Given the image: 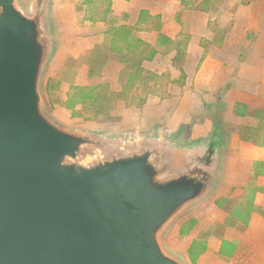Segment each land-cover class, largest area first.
Listing matches in <instances>:
<instances>
[{"label":"water","instance_id":"1","mask_svg":"<svg viewBox=\"0 0 264 264\" xmlns=\"http://www.w3.org/2000/svg\"><path fill=\"white\" fill-rule=\"evenodd\" d=\"M16 1L0 0V264H179L158 233L216 184L223 144L212 137L192 154L194 170L167 180L155 163L162 140L91 167L70 163L92 142L43 114L47 47Z\"/></svg>","mask_w":264,"mask_h":264},{"label":"rangeland","instance_id":"2","mask_svg":"<svg viewBox=\"0 0 264 264\" xmlns=\"http://www.w3.org/2000/svg\"><path fill=\"white\" fill-rule=\"evenodd\" d=\"M83 1H16L21 12L38 20L40 40L47 47L48 55L42 64L39 82L47 112L59 127L92 142L83 147L76 159H69L70 163L91 167L113 156L154 149L153 145L162 140L169 145L160 148L163 150L155 163L160 171L159 180H167L185 170H194V162L198 159L192 158V154L209 145L212 137L219 144L225 139L222 148L225 159L215 169L218 173L216 184L201 199L182 209L158 233L159 242L169 249L167 255L174 259L173 253H176L179 260H175L179 264H189L190 238L178 233L184 220L197 218L195 234L207 238L209 234L205 233V228L208 224H213L212 231L217 239L226 235V228H222L225 224L230 226V234L243 228L236 221L227 222V218L238 200V186L248 179L247 174L250 169L255 170V165L238 159L236 140L251 137L254 124L264 129V123L256 116L260 109L248 105L246 119L240 120L234 114V106L230 110L231 106L224 102L225 97L219 95L220 91L210 96L208 90L195 85L185 87L187 77L185 85H180L181 72L172 65L174 55L169 53L174 52L169 49L155 56L154 61L143 63L145 69L160 74L158 80L148 79V74L143 73L132 86L124 87L128 75L136 70L139 58L128 54L127 59L122 60L109 52L106 41L107 30L112 25H123L122 21L113 13L107 22L87 20ZM70 85H101V92L107 94L103 97L102 112L90 117L75 115L66 107ZM260 133L258 139H262L264 131ZM189 162L190 167L185 169ZM252 180L257 183L258 179L252 177Z\"/></svg>","mask_w":264,"mask_h":264},{"label":"crops","instance_id":"3","mask_svg":"<svg viewBox=\"0 0 264 264\" xmlns=\"http://www.w3.org/2000/svg\"><path fill=\"white\" fill-rule=\"evenodd\" d=\"M144 9L153 16H160L162 22L160 30L139 32L142 40L158 49L156 57L167 53L168 49L159 44V33L171 39H177L182 34L189 36L184 64L187 73L185 87L195 85L208 90L210 96L220 91L219 95L225 97L224 102L231 106L230 110L237 102L264 108V0H113L112 4V13L122 24H135ZM214 25L224 34L220 42L216 40ZM262 130L263 127L254 124L251 137H239V142L236 140L241 162L248 161L254 165L264 162V134L262 139H258ZM224 159L221 157V161ZM254 172L250 169L248 179L238 186V195L244 193ZM257 184L264 185V176L258 178ZM255 201L264 207V194L257 193ZM238 224L243 228L238 229L236 234H230V226L223 225L226 235L221 239L215 238L213 224L205 228L208 238L195 234L196 225L185 236L190 238L189 246L195 239H206L208 242V249L197 264L264 263V215L254 212L248 225ZM224 240L236 244L232 258L220 254ZM189 264H192L190 260Z\"/></svg>","mask_w":264,"mask_h":264},{"label":"trees","instance_id":"4","mask_svg":"<svg viewBox=\"0 0 264 264\" xmlns=\"http://www.w3.org/2000/svg\"><path fill=\"white\" fill-rule=\"evenodd\" d=\"M83 4L86 6V19L91 22L104 21L107 22L112 13L113 0H84ZM162 22L160 16H153L148 10H142L138 21L135 24H123L112 25L106 32V41L108 42L109 52L115 53L122 57L121 59H127L128 54H135L139 60L136 70L128 75L124 87L132 86L133 83L141 78L143 73L148 74V79H159L160 74L152 73L144 68V61L153 60L158 54V49L148 42L142 40L137 33L141 31L160 30ZM213 30L217 33L216 40L220 42L224 34L216 25L213 26ZM158 42L160 45L167 46L170 52H174L172 57V65L181 72L182 82L180 85H185L186 72L183 66L186 54L187 46L189 43L188 35H180L177 39H171L164 33H159ZM152 81V83H156ZM144 81L147 78L144 77ZM66 107L71 109L75 115L90 117L101 113V105L103 103V97L106 96V92H101V85L95 86H81L70 85V92L67 94ZM42 96V112L50 120L54 121L47 112L46 101L43 94ZM77 107H80L79 109ZM247 104L237 102L234 105V114L239 117L247 116V110H249ZM86 113V114H85ZM260 122L264 123V109H260L256 115ZM260 176H264V162H256L255 172L253 177L258 179ZM257 193L264 194V185H259L254 181L250 182L246 187L244 193L239 196L236 204L230 210L227 222L236 221L244 225L250 223L252 214L258 212L264 215V207L256 204L255 198ZM223 201L221 202V204ZM198 224L196 218H190L186 220L179 228V234L181 236L189 235L192 230ZM208 249V242L206 239H195L189 246L187 255L192 264H197L201 255H203ZM236 244L224 240L221 245L220 254L232 258L236 252Z\"/></svg>","mask_w":264,"mask_h":264}]
</instances>
